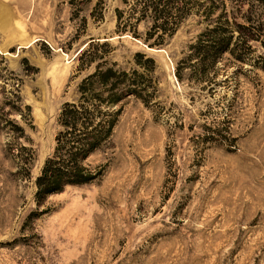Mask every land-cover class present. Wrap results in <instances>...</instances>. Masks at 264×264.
Listing matches in <instances>:
<instances>
[{
	"label": "rangeland",
	"instance_id": "374dc122",
	"mask_svg": "<svg viewBox=\"0 0 264 264\" xmlns=\"http://www.w3.org/2000/svg\"><path fill=\"white\" fill-rule=\"evenodd\" d=\"M103 1L96 22L95 0H0V264H264V37L248 42L242 62L224 52L210 81H179L175 62L204 23L188 16L147 50L115 32L120 0ZM251 3L264 29V5ZM102 38L105 59L122 67L134 66L135 52L153 59L163 110L125 98L107 143L88 158L105 165L102 176L35 204L56 113L92 69L78 73L76 55ZM16 140L34 150L28 174L8 151Z\"/></svg>",
	"mask_w": 264,
	"mask_h": 264
},
{
	"label": "trees",
	"instance_id": "16d2710c",
	"mask_svg": "<svg viewBox=\"0 0 264 264\" xmlns=\"http://www.w3.org/2000/svg\"><path fill=\"white\" fill-rule=\"evenodd\" d=\"M74 1L69 3L72 5ZM229 1L230 10H226L224 0H120L121 5L113 9L114 30L127 32L148 46L161 45L169 41L188 16L196 15L204 27L188 45V54L175 62L173 73L179 81L183 77L210 81L208 71L224 52L242 62L250 48L248 42L264 37V29L259 28L258 23L257 26L254 24L257 20L251 3L264 5V0ZM244 3H247L246 10H242ZM103 10L104 1L95 0L88 15L98 22L102 20ZM237 17L242 23L236 21ZM81 22L77 34L83 31L84 19ZM139 24L143 27L141 31L137 30ZM106 47L104 41H89L76 55L78 73L89 67L92 69L75 85L74 99L62 102L56 113L51 151L33 180L35 204L48 195L61 192L65 186L89 184L102 176L105 165L92 164L88 158L107 143L125 98L132 96L144 105L151 103L157 111L163 110L157 101H153L156 94L153 59L135 52L134 66L125 68L105 59ZM186 67L189 70L184 76L182 71ZM25 109H28L27 105ZM20 117L24 121L28 119L22 113ZM14 127L21 130L17 125ZM207 138L210 137L203 136L202 139ZM7 148L16 160L19 173L28 174L34 158L33 148L17 140L9 143Z\"/></svg>",
	"mask_w": 264,
	"mask_h": 264
},
{
	"label": "water",
	"instance_id": "95a60500",
	"mask_svg": "<svg viewBox=\"0 0 264 264\" xmlns=\"http://www.w3.org/2000/svg\"><path fill=\"white\" fill-rule=\"evenodd\" d=\"M101 40H102V41H105L106 39L102 38ZM89 41H91V40H89ZM89 41H88V42H89ZM146 47H147V48H151V47H149V46H146ZM154 49H155V50H161V49H163V48H161V47H156V48H154ZM80 50H81V49H80ZM80 50H79V51H80ZM79 51H78V52H79ZM78 52H77V53H78ZM165 56L168 58L167 55H165ZM172 74H173V76H174V73H173V72H172Z\"/></svg>",
	"mask_w": 264,
	"mask_h": 264
},
{
	"label": "bare ground",
	"instance_id": "6f19581e",
	"mask_svg": "<svg viewBox=\"0 0 264 264\" xmlns=\"http://www.w3.org/2000/svg\"><path fill=\"white\" fill-rule=\"evenodd\" d=\"M145 47H146V46H145ZM146 49H147V50H150V49H153V48H147V47H146ZM161 51H162V49H161V50H155V49H154V52H156V53H161Z\"/></svg>",
	"mask_w": 264,
	"mask_h": 264
}]
</instances>
